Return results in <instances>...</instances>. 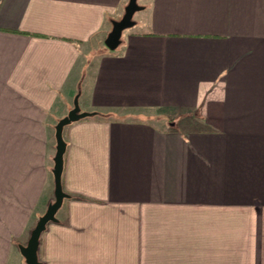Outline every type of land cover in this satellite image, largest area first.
Returning a JSON list of instances; mask_svg holds the SVG:
<instances>
[{
  "label": "crops",
  "instance_id": "1",
  "mask_svg": "<svg viewBox=\"0 0 264 264\" xmlns=\"http://www.w3.org/2000/svg\"><path fill=\"white\" fill-rule=\"evenodd\" d=\"M128 3L0 0V264L55 202L76 96L97 115L64 130L42 264H264V0H145L110 51Z\"/></svg>",
  "mask_w": 264,
  "mask_h": 264
},
{
  "label": "water",
  "instance_id": "2",
  "mask_svg": "<svg viewBox=\"0 0 264 264\" xmlns=\"http://www.w3.org/2000/svg\"><path fill=\"white\" fill-rule=\"evenodd\" d=\"M139 1L140 0H129V3L124 9L122 18L120 20L112 21V30L105 40V45L110 51L117 50L122 43L123 32L135 26V22L133 21L134 15L137 12L144 10V7L139 5ZM94 115V113L82 112L79 104V96H76L73 109L56 125V154L53 160L55 202L48 206L45 214H43L37 221L27 245L19 247L26 264H42L39 259L41 237L50 223L58 222L57 213L62 208L64 200L69 198V195L64 192L62 180L65 168V154L67 151L64 130L71 124L90 118Z\"/></svg>",
  "mask_w": 264,
  "mask_h": 264
},
{
  "label": "rangeland",
  "instance_id": "3",
  "mask_svg": "<svg viewBox=\"0 0 264 264\" xmlns=\"http://www.w3.org/2000/svg\"><path fill=\"white\" fill-rule=\"evenodd\" d=\"M144 2H145V0H140L138 3L141 6V5L144 4ZM121 18H122V16H120V18H118L117 20H120ZM147 20H148V13L145 10L137 12L134 15V18H133V21L135 22V26L132 27L131 29L125 30L123 32L122 42H124L126 37L128 36V34H130L132 32H138V31L143 32V31H146L147 29H149ZM90 63H92V62H90ZM92 73H93V66H90L89 63L86 64L85 70H84V73H83L82 82L85 83V80L90 79V77H92ZM139 112L140 111H138V112H134V111H119V112H116V113H118V115H120L122 117L124 115L125 116H129V117H134V116H137V115H141L139 117L148 119V121H150L149 123L152 124L155 127L162 128V129H167L168 128L167 122H169V120L166 119L167 122H164L166 114L160 113V112H157V111H144V112H140V113ZM109 114L110 113H104V114H101L100 116H101V118H106L107 116H109ZM177 129L186 130L184 128V126H183V123H179L177 125ZM52 139H53V142L55 144L56 142H55V139H54V135H53ZM55 152H56V150L54 148H52V155L53 156H54Z\"/></svg>",
  "mask_w": 264,
  "mask_h": 264
},
{
  "label": "trees",
  "instance_id": "4",
  "mask_svg": "<svg viewBox=\"0 0 264 264\" xmlns=\"http://www.w3.org/2000/svg\"><path fill=\"white\" fill-rule=\"evenodd\" d=\"M95 115H97V114H95ZM40 259V258H39ZM40 261H41V259H40Z\"/></svg>",
  "mask_w": 264,
  "mask_h": 264
}]
</instances>
